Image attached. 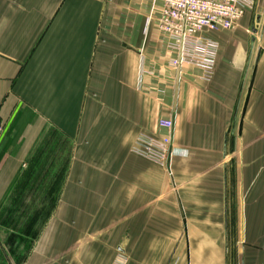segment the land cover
Instances as JSON below:
<instances>
[{
  "label": "crops",
  "instance_id": "obj_1",
  "mask_svg": "<svg viewBox=\"0 0 264 264\" xmlns=\"http://www.w3.org/2000/svg\"><path fill=\"white\" fill-rule=\"evenodd\" d=\"M253 1L206 82L166 67L152 0H0V264H264ZM161 117L165 168L132 152Z\"/></svg>",
  "mask_w": 264,
  "mask_h": 264
},
{
  "label": "built area",
  "instance_id": "obj_2",
  "mask_svg": "<svg viewBox=\"0 0 264 264\" xmlns=\"http://www.w3.org/2000/svg\"><path fill=\"white\" fill-rule=\"evenodd\" d=\"M156 14V29L168 55L166 67L172 70L184 65L202 72V79L212 78L218 55V43L212 34L234 30L242 18L256 14L253 0H152ZM141 76H153L141 63ZM155 136L141 134L132 152L151 163L165 168L171 153L170 118H159ZM3 131L0 123V135Z\"/></svg>",
  "mask_w": 264,
  "mask_h": 264
},
{
  "label": "rangeland",
  "instance_id": "obj_3",
  "mask_svg": "<svg viewBox=\"0 0 264 264\" xmlns=\"http://www.w3.org/2000/svg\"><path fill=\"white\" fill-rule=\"evenodd\" d=\"M255 2V1H254ZM257 12H260L258 9H257V4H256V14H252L251 15V23H253V25H254V23H255V21H256V15H257Z\"/></svg>",
  "mask_w": 264,
  "mask_h": 264
}]
</instances>
